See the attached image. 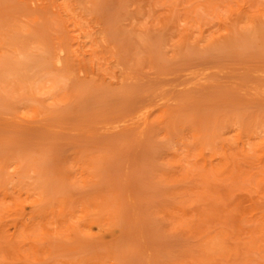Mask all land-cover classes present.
Listing matches in <instances>:
<instances>
[{
	"label": "rangeland",
	"instance_id": "1",
	"mask_svg": "<svg viewBox=\"0 0 264 264\" xmlns=\"http://www.w3.org/2000/svg\"><path fill=\"white\" fill-rule=\"evenodd\" d=\"M0 264H264V0H0Z\"/></svg>",
	"mask_w": 264,
	"mask_h": 264
},
{
	"label": "bare ground",
	"instance_id": "2",
	"mask_svg": "<svg viewBox=\"0 0 264 264\" xmlns=\"http://www.w3.org/2000/svg\"><path fill=\"white\" fill-rule=\"evenodd\" d=\"M45 60H46V59H45ZM23 66H24V65H23ZM57 82H58V80H54V81H53V85L55 86Z\"/></svg>",
	"mask_w": 264,
	"mask_h": 264
}]
</instances>
